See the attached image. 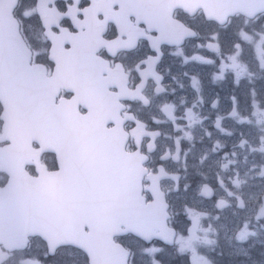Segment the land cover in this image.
I'll use <instances>...</instances> for the list:
<instances>
[{
    "label": "snow or ice",
    "instance_id": "6c2138e0",
    "mask_svg": "<svg viewBox=\"0 0 264 264\" xmlns=\"http://www.w3.org/2000/svg\"><path fill=\"white\" fill-rule=\"evenodd\" d=\"M226 255L264 264V0H0V264Z\"/></svg>",
    "mask_w": 264,
    "mask_h": 264
},
{
    "label": "rangeland",
    "instance_id": "374dc122",
    "mask_svg": "<svg viewBox=\"0 0 264 264\" xmlns=\"http://www.w3.org/2000/svg\"><path fill=\"white\" fill-rule=\"evenodd\" d=\"M221 264H229V261L231 260L230 256H224V257H219Z\"/></svg>",
    "mask_w": 264,
    "mask_h": 264
},
{
    "label": "flooded vegetation",
    "instance_id": "af4514ba",
    "mask_svg": "<svg viewBox=\"0 0 264 264\" xmlns=\"http://www.w3.org/2000/svg\"><path fill=\"white\" fill-rule=\"evenodd\" d=\"M213 87H216V86L213 85ZM228 91H229V86L225 85L224 88L222 89L223 94L226 96Z\"/></svg>",
    "mask_w": 264,
    "mask_h": 264
}]
</instances>
